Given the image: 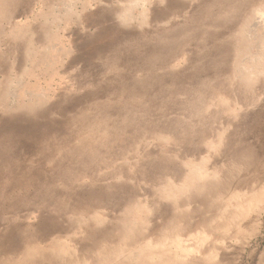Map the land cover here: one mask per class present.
Returning a JSON list of instances; mask_svg holds the SVG:
<instances>
[{"label": "rangeland", "instance_id": "1", "mask_svg": "<svg viewBox=\"0 0 264 264\" xmlns=\"http://www.w3.org/2000/svg\"><path fill=\"white\" fill-rule=\"evenodd\" d=\"M0 264H264V0H0Z\"/></svg>", "mask_w": 264, "mask_h": 264}]
</instances>
